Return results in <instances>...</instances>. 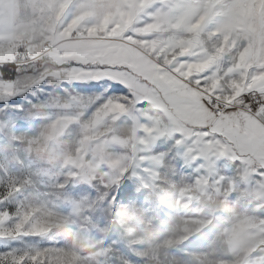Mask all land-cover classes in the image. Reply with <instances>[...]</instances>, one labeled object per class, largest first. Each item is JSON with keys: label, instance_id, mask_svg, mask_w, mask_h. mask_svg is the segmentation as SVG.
Returning <instances> with one entry per match:
<instances>
[{"label": "snow or ice", "instance_id": "1", "mask_svg": "<svg viewBox=\"0 0 264 264\" xmlns=\"http://www.w3.org/2000/svg\"><path fill=\"white\" fill-rule=\"evenodd\" d=\"M162 177L178 214L138 258L219 218L217 264H264V0H0V264H107L98 207Z\"/></svg>", "mask_w": 264, "mask_h": 264}, {"label": "clouds", "instance_id": "2", "mask_svg": "<svg viewBox=\"0 0 264 264\" xmlns=\"http://www.w3.org/2000/svg\"><path fill=\"white\" fill-rule=\"evenodd\" d=\"M40 166L52 167L46 161H36ZM103 171H107L104 169ZM171 179V177H167ZM102 180L98 175L90 184H75L74 191L79 196L80 192L88 194L94 198L99 190ZM160 190L165 201L164 204L150 197L149 192L133 182L131 186L123 190L116 189L120 199L108 205L99 206L96 214L97 220L102 221V226L111 225L106 236H97L94 244L98 245L101 241L105 243L115 242L114 250L107 260V264H120L119 257L124 256L131 261V264H155L151 259L138 258L135 252L141 248L155 246L159 244L169 234L174 220L178 214L175 199L170 195L171 189L165 177L161 178ZM165 204L170 206H165ZM196 205L188 208H180L179 214L191 215ZM223 220L217 218L212 224L195 235L186 243L180 244L162 253L159 264H192L191 253L193 251H203L207 253V264H217V256L220 250L213 252L206 248L207 241L212 238L216 231L223 224ZM130 230L131 236L121 238V234ZM60 239L70 242L71 238L61 235ZM134 241L135 243H131ZM85 254L88 250H84Z\"/></svg>", "mask_w": 264, "mask_h": 264}, {"label": "rangeland", "instance_id": "3", "mask_svg": "<svg viewBox=\"0 0 264 264\" xmlns=\"http://www.w3.org/2000/svg\"><path fill=\"white\" fill-rule=\"evenodd\" d=\"M79 194H83V193H82V192H80ZM72 195H73V196L77 195V192H76V191H74V192L72 193Z\"/></svg>", "mask_w": 264, "mask_h": 264}]
</instances>
